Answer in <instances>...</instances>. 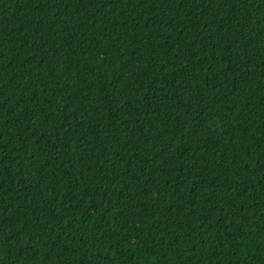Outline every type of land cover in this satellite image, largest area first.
I'll use <instances>...</instances> for the list:
<instances>
[{
	"label": "trees",
	"instance_id": "obj_1",
	"mask_svg": "<svg viewBox=\"0 0 264 264\" xmlns=\"http://www.w3.org/2000/svg\"><path fill=\"white\" fill-rule=\"evenodd\" d=\"M0 264H264V0H0Z\"/></svg>",
	"mask_w": 264,
	"mask_h": 264
}]
</instances>
